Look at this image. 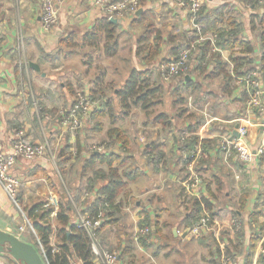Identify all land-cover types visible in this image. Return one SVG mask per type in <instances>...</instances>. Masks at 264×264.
Wrapping results in <instances>:
<instances>
[{"label":"crops","instance_id":"crops-1","mask_svg":"<svg viewBox=\"0 0 264 264\" xmlns=\"http://www.w3.org/2000/svg\"><path fill=\"white\" fill-rule=\"evenodd\" d=\"M57 1L58 25L51 31H45L42 26L40 0H0V142L7 152H11L13 139L18 132L23 131L25 139L29 142L49 144V150L43 158L33 162L20 159L11 170V174L22 181L19 198L25 213L27 214V211L36 205L44 207L55 201L57 206H51L48 210L49 220L55 225L61 199L51 185L54 180H48L46 174L52 173L59 178L57 165L64 161L63 154L67 153L68 147L75 155V145L82 146V141L76 140L72 135L85 129L76 133L65 127L61 129V126L55 125L53 119L49 117L55 104L62 102L65 106L71 107L75 101L77 86H80L83 90L82 94L90 99L92 89H99L101 86H105L106 89V86L110 84L112 90L106 89V93L111 106L107 107L105 113L113 117L111 118L112 128L91 129L95 134L106 130L109 138L108 146L100 152L93 153L107 157L117 156L113 168L123 178L125 188L116 200L115 205L119 208L112 215L108 228L104 231L105 237V232L109 228L113 229L109 237H106L109 241L111 236L113 243L109 244L107 241L108 243L101 244L97 238L99 247L102 250L109 247L120 252L117 264H127L126 257L132 256V251L136 249L133 233L138 227L140 228L144 218H147L152 225V233L156 238L150 242L157 244V248L154 249L149 243L143 246L144 249H138L140 250L138 253L142 254L141 259L145 260L142 264H211L209 237L212 236L218 241L221 250H224L229 241H235V234L241 229L248 242L264 225L262 202L264 156L259 153L262 128L256 126L249 128L245 141L253 154L250 163L244 164L234 154L228 158L225 157L219 147L220 141L223 138L235 139L237 127L241 124L238 120L246 115L249 99V93L237 83V79L233 76L235 67L230 60V50L219 46L217 51H213L211 40L213 34L195 38V33L200 32L204 27L197 26L191 15L177 6L176 0H140L142 12L139 15L127 17L122 23L117 24L118 54L115 57H106L103 53L94 56L95 50L90 48L85 37L91 33L96 22L103 18L108 19L97 6V0ZM200 1L204 17H210V21L211 16L216 17L222 14L226 21L234 19L236 24L241 26L242 31L238 38L254 46L252 57L254 63L247 65L245 70L258 73L264 91L262 61L264 24L261 25V22L264 23V0ZM151 19L154 21L153 38L156 35L162 37L161 55L149 67L153 74L152 82L157 85L169 83L161 77L160 67L176 59L175 54L179 47L186 48L189 43L192 45L200 41L197 45L199 46L206 40L211 41V48L206 54L203 66L199 64L201 54L196 51L190 62L188 73L180 78V88L177 90L171 88L172 91L180 93L183 90L187 94V97L184 95L181 97L185 99V102L180 105L185 106L187 112L180 120L182 125L178 128L176 127L178 125L173 126L167 133L164 127L154 126L151 121L149 123L145 112L139 108H132L129 112L123 113L115 96L124 87L133 70L145 71L147 68L139 61L137 48L139 40L152 26L151 22L147 24ZM220 27L227 32L232 31L228 25ZM69 37L74 38V47L71 50H67L62 44L63 40ZM126 37L131 40L129 57L121 60L120 56L124 50L123 38ZM91 54L93 63L88 66L85 64V56ZM214 55L227 65L229 73L227 77L217 73L219 62L217 58H213ZM118 59L128 62L129 66H120L118 62L117 65H113L118 67L108 70L107 65L112 66L110 63ZM31 65H37L40 71L38 72ZM91 72H94L93 75ZM185 78L191 81L192 86L189 90L183 85L182 81ZM53 102L55 103L52 104ZM167 103L173 112L179 107V105L176 107L175 100L167 101ZM98 107V111H102V107L100 105ZM109 109L111 113H108ZM114 110L115 115L112 113ZM137 110L146 119V125H144L148 127L147 123H149V126L154 129H135L137 124L132 121L130 126H127L129 129H125L127 131L125 133L118 124L119 119H127ZM249 116L252 123H256L259 115L253 112ZM198 123L197 131L193 133L195 130L193 129L191 132L189 127ZM115 130L123 133L126 138L124 143L119 141L115 134L113 137L109 135V132ZM140 130L142 136L138 138ZM154 130H157L156 134H153ZM56 131H63L66 134L65 138L56 139V142L58 140L59 142L55 144L53 141L49 142L47 138L53 139L52 135ZM184 135L189 136L187 141H192L195 137L199 140L198 144L189 142L188 150L201 151L196 161V171L205 183L202 196L209 201L213 211L210 230L198 237L193 234V228L190 227L188 217L190 199L185 198L186 191H184L187 172L186 156L182 150ZM56 147L58 149H55ZM73 162H76V158ZM64 167L68 170L69 165ZM80 168L81 165L75 170L76 176L81 173ZM124 168L132 176H134L133 172L137 173V178L135 180L124 178V174L119 173V169L124 171ZM100 169L109 173L104 166ZM86 185L85 182L83 189ZM226 187L233 193L232 198L229 193L225 197L230 204L217 210V195L223 193ZM95 195L93 194L92 200L97 198ZM122 195L127 196L125 200L121 199ZM138 198L142 201L137 200ZM82 199L79 202L80 210L74 203L76 215L74 222L77 225H79V213L84 212L81 206H84L83 203L87 198L83 196ZM218 211L223 212L219 215ZM52 212L56 215L51 216ZM231 212L234 213L231 215ZM237 219L241 226L238 232L234 230L235 227L232 224ZM21 224L19 213L13 208L0 187V232L13 235L32 246L42 257L41 250L34 241L35 239L38 241L37 236L29 229L34 240L27 233L28 230L20 233ZM103 224L104 220L101 226ZM250 224L253 232L249 229ZM51 241L55 243L57 240L53 236ZM263 243L264 234L256 249L254 264H258ZM192 247L193 251L186 253ZM127 251H130L129 255L125 254ZM180 257H183L184 263L178 259ZM0 264L23 263L15 259L7 248H0ZM235 264H244L242 255L238 254Z\"/></svg>","mask_w":264,"mask_h":264},{"label":"trees","instance_id":"trees-1","mask_svg":"<svg viewBox=\"0 0 264 264\" xmlns=\"http://www.w3.org/2000/svg\"><path fill=\"white\" fill-rule=\"evenodd\" d=\"M202 11L203 9L194 21L197 26H203L204 29L195 33V38L199 39L208 34L216 35L218 38L216 41V47H224L231 52L230 60L235 67L233 70V76L237 79L251 73L250 70L246 71L245 67L254 63L252 58L254 46L252 43L244 42L238 38L242 31L241 26L237 25L234 19H228L226 21L221 16L222 14H218L216 17L211 16L212 19L210 21V17H204ZM263 24L264 23L261 22V25ZM224 25L230 26L232 31L227 32L220 27ZM154 32L153 26H150L146 31V34L142 36L138 43L137 56L139 61L146 65V70H133L124 87L120 89L115 96L119 105L123 109V113L124 111L129 112L132 108H140L145 112L149 122L151 121L155 126L160 125L164 127V129H171L175 121L181 118L187 111L184 109L173 113L168 103L164 101V96L166 94L164 85H157L152 82L153 74L149 67L154 64L155 60L161 55L162 45V37L156 35L153 38ZM85 41L89 42L90 48L95 50L94 56L103 53L106 57H115L119 52L118 25L111 23L107 18H103L96 22L91 33L85 37ZM73 42L74 38L69 37L63 40L62 44L67 50H71V48L74 47ZM190 45L191 43L186 45V48ZM262 46L264 50V29L262 30ZM209 48H211L210 40H206L201 45L197 46V51L201 54V57H198L201 66H203ZM183 49H185V47L182 48V46L177 49L175 54L176 58L179 57ZM91 58H93L92 54L85 56L86 65H92L93 61ZM213 58H217V61L219 62L217 73L227 77V75H229L226 68L227 65L222 63L218 56L214 55ZM262 61L264 65V55ZM182 82L183 85H185V89L189 90L191 88V81H188L185 78ZM91 93L90 100L92 103L100 104L102 101L99 102V100L104 99L103 105L106 108L111 106L108 98L109 96L103 86L99 87V89H92ZM184 102V98L176 101V107L184 104ZM103 105L100 106L103 107ZM159 106H163L164 110L158 111L157 108ZM98 110L99 107H97V111L92 113L89 119L91 118V120L94 121L98 118L108 116L105 111ZM112 120L114 121V119ZM97 127L98 129H102L100 128L101 125H97ZM198 128L199 123L193 125V127H189L191 132L195 129L193 133H195ZM114 134L118 137L119 141L123 143L125 142L126 138L122 132L119 130L109 132V135L112 137ZM189 142L198 144L199 140L195 137L192 141H186L184 144L182 143V149L184 147H190L188 144ZM63 156H65L64 161L58 165L57 172L59 178L55 177L52 173H48V175L46 174L48 180H54V183L51 182V185L61 199L57 221L54 225V223L49 220L48 210L43 209L42 205H36L27 211V216L35 230L38 241L33 239V235L29 230L27 233L35 241L39 250L40 245L44 248L45 264H97L96 256L92 251V244L89 235L83 228L79 227V225L74 222V217L76 216L74 203L78 204L83 196L85 197L83 184L85 183L84 179L88 177V172L94 170L97 165H99L100 168L105 166L109 173L98 168V170L93 171L94 174L92 172V175L88 177L89 179L85 186L86 191L89 192L91 197L93 198V194H96L95 196H97V198L92 200L90 197L88 201L86 200L83 203L84 206L81 207L84 209V213H88L92 219H94L99 213L104 214V224L95 231V234L101 244H106L107 238L103 236L104 231L108 228V222L112 219V215L119 208V206L115 205L116 200L125 188L123 178L120 177L113 168L117 161V156L111 155L107 157L103 154L91 153L88 157L81 160V173L78 176L75 175L76 166L73 162L75 156L70 150V147H68L67 153L63 154ZM66 165H69L68 170L66 169L67 167H64ZM188 175L189 173L186 172L185 180ZM137 176V173L132 176L131 173L127 172L123 175V177L128 180H135ZM189 196L190 209L188 210V217L190 219L191 228H194L204 212L210 213L211 219H213L212 206L204 196ZM106 205H108L109 208H105ZM211 224L212 222L209 227ZM147 226L152 228V225L148 220H145L140 224L141 228ZM249 229L253 232L251 224L249 225ZM207 232L208 231H205L203 233ZM243 233L242 230L236 233L235 241H229L228 246H226L224 250H221L218 241L212 236L209 237L208 241L210 244L208 245V248L211 257L210 263L221 264L223 255H227L235 260L239 254L242 255L244 264H254V255L258 244L261 241L262 235L264 234V225L260 227L258 233H254L253 237L248 242H246ZM53 236L57 240L55 243L51 241ZM146 243L147 242H144V245H146ZM262 246L264 247V243ZM54 247H56L57 250H54ZM129 253L130 251H127L125 254L129 255ZM133 258L134 257L130 255L127 264H134ZM258 264H264V256L259 258Z\"/></svg>","mask_w":264,"mask_h":264},{"label":"built area","instance_id":"built-area-1","mask_svg":"<svg viewBox=\"0 0 264 264\" xmlns=\"http://www.w3.org/2000/svg\"><path fill=\"white\" fill-rule=\"evenodd\" d=\"M42 9V26L45 31H51L58 25L59 14L57 9V0H40ZM97 6L104 12L108 19H115L119 21L125 20L127 17L137 15L141 9L140 0H97ZM176 4L179 8L188 12L193 20L197 18L200 11L202 10V3L200 0H176ZM217 36L212 37L213 51H217L216 41ZM200 41L195 42L191 46L185 48L179 55L178 58L161 65L160 72L164 81L169 82L173 79H177L186 75L190 68V62L197 51V45ZM1 46V39H0ZM237 83L244 87L249 93V99L247 102V113L242 116L238 121L241 123L237 129V136L235 139L223 138L220 141L219 147L224 152L226 158L235 154L237 158L244 164L250 163L253 158L252 151L246 145V138L249 133V128L260 127L262 128L261 146L259 153L264 156V91L262 84L257 72H251L244 77L237 78ZM91 102L89 97L85 94L78 93L75 97V101L69 110H62L63 126L69 129L71 132H78L84 128L87 120L94 112L95 106ZM98 107V105L96 106ZM253 112L258 114L256 123H252L250 114ZM187 135L182 137V142L185 143L188 140ZM49 150V144H34L25 139V134L20 131L16 134L11 145V152H7L0 142V187L3 189L11 205L19 213L22 224L19 227L20 233H25L28 229L36 235L35 230L25 213L22 210V203L19 198L22 181L14 177L11 174L12 168L15 166L17 161L24 159L26 161H36L43 158ZM103 148H94L93 152H100ZM185 159L186 170L189 173L186 180L184 181V187L186 192L192 196L200 197L203 194V188L205 186L204 179L196 171V161L201 154V151H189L188 148L183 149ZM263 200H264V182H263ZM86 198L90 197L88 193L85 194ZM51 206H57L55 201L47 204L43 207L45 210H50ZM105 208H109L108 205ZM56 215L52 212L51 216ZM104 220V214L99 213L94 219L89 214L81 212L79 213V227L83 228L91 239L92 251L96 256L97 264H117L119 255L114 252L102 250L99 247L95 231L101 226ZM212 222L211 214L204 212L200 220L195 224L192 232L197 237L203 232L210 230V223ZM235 227V231H240V224L235 221L232 223ZM152 233L150 226L141 228L135 235V241L148 237ZM40 245V243H39ZM41 255L44 259L45 250L40 245ZM54 250H57L54 247ZM261 256H264V247L260 248ZM221 264H235V260L227 255H223Z\"/></svg>","mask_w":264,"mask_h":264},{"label":"rangeland","instance_id":"rangeland-1","mask_svg":"<svg viewBox=\"0 0 264 264\" xmlns=\"http://www.w3.org/2000/svg\"><path fill=\"white\" fill-rule=\"evenodd\" d=\"M152 19L153 20H155L154 18H153V16H152ZM151 19V21L149 20L148 21V23L147 24H149L150 22H151V25L153 26L154 25V21ZM164 24V23H163ZM154 27V26H153ZM130 43H131V40L129 39V38H123V47H124V50H123V52H122V54H121V56H120V59L121 60H123V58L124 57H129V50H130ZM119 61V59L118 60H115L114 62H111L110 63V65H112V66H109V65H107V67H108V70L110 69V70H114L116 67H118V66H113V65H117V63L119 62V65L120 66H125V67H128L129 66V63L128 62H123V61ZM93 73L94 72H91V75H93ZM162 77V76H161ZM180 78L181 77H179V78H177V79H173V80H171V81H169V83L168 84H164V88H165V92H166V94H165V96H164V101L165 102H172V101H179L180 99H181V97H183V95H184V97H187V94H185V92L182 90L180 93H179V91H177V92H175V90H177V89H179L180 88V86H179V83H180ZM105 87V86H104ZM171 88H174L175 90L174 91H172L171 90ZM106 89L107 90H109V91H111L112 90V87H111V85L110 84H108L107 86H106ZM83 92V90H82V88L80 87V86H77V90H76V93L78 94V93H82ZM75 93V95H77ZM109 95H111V94H109ZM61 98V97H60ZM102 102H104V101H102ZM102 102H100V104H97L98 106L99 105H103V103ZM55 102H53L52 104H54ZM96 105V106H97ZM95 106V109H94V112L93 113H95V111H97V107ZM168 106V105H167ZM70 109V107H68V106H65V104H63L62 102H59V103H56L55 104V106H54V109H52V113H50L49 114V117L50 118H52L53 119V123L56 125V124H58V125H60L61 127V129H63L64 128V126H63V120H62V114H61V111L63 110H69ZM107 108L105 107V106H103L102 107V111H105ZM117 109V108H116ZM134 109V108H133ZM140 109V108H139ZM138 109V110H139ZM185 109V106L184 107H182V106H180L179 105V107L173 112V113H176L178 110H184ZM136 110V109H135ZM136 111V112H134V114H132L133 116H131V117H129V118H127V119H123V120H121V119H119V126H120V128L121 129H123V131L125 132V133H127V131L125 130V129H129V127H127V126H130V124H131V122L133 121V122H135L136 124H137V126H136V128L135 129H154L152 126H149V123H147V125H148V127L147 126H145L146 125V119L142 116V114L139 112V111ZM141 110V109H140ZM157 110L158 111H162V110H164V107L163 106H159L158 108H157ZM186 110V109H185ZM108 113H111V109H109L108 110ZM114 115H115V110H114V112H112ZM39 114H40V117H42V113H41V111H39ZM184 116L186 115L185 113L183 114ZM184 116H182L181 118H179L177 121H175V123L173 124V126H176V125H178V126H176L177 128L179 127V126H181L182 124L180 123V120L184 117ZM111 118H113L110 114H109V116L108 117H106V118H104V119H98V120H94V121H92L91 120V118L90 119H88L87 120V122H86V124H85V126H84V128H82V129H85V130H82V131H80V132H78L77 134H74V135H72L76 140H78V139H80L81 141H82V146H81V144H80V146H78V144H76L75 145V147H74V149H75V158H76V162H75V166H76V169H78V167H79V165H80V163H81V160L82 159H84L85 157H88L91 153H93V151H94V148H100V147H102L103 149L106 147L107 148V146H108V140H109V138H108V135H107V131L105 130L104 132H102V133H97V134H95V133H92V130L91 129H98V127H97V125H101V127H102V129H111L112 128V126H111ZM145 124V125H144ZM154 125V124H153ZM133 125H131V127H132ZM155 126V125H154ZM95 127V128H94ZM100 127V128H101ZM173 128V127H172ZM65 129V128H64ZM180 129V128H179ZM157 130H154L153 131V134H156L157 132H156ZM164 131H166V133L168 132V129H165ZM65 134L66 133H64L63 131H56L53 135H52V138L53 139H51V138H47V140L49 141V142H51V141H53L55 144L56 143H58L59 142V140H58V142H56V139H59V137H61V139H63V138H65ZM142 136V132H141V130H140V133H138V135H137V137L138 138H140ZM48 137V136H47ZM76 143V142H75ZM55 149H58L57 147L55 148ZM82 151V152H81ZM52 152H53V150H52ZM235 155V154H234ZM59 165V164H58ZM57 165V166H58ZM105 167V166H104ZM58 168V167H57ZM99 168V165H97L96 167H95V169L94 170H90L88 173V177H90L91 175H92V172L93 171H95L96 169H98ZM126 168V167H125ZM124 168V171H123V169H119V173H123V174H125L126 173V171H127V169H125ZM105 169H106V167H105ZM134 174H135V172H133ZM93 174H94V172H93ZM133 174V175H134ZM88 177H86L85 178V182L87 183V181H88ZM86 188V187H85ZM227 188V187H226ZM85 190V193H84V195L86 194V193H88L89 194V192L88 191H86V189H84ZM230 194L231 195V198H232V196H233V193H232V190L230 189H225V190H223V193H220V194H218L217 195V206H216V209L217 210H221L222 208H223V206H225V205H227V204H230V203H227V201H226V199H225V197L227 196V194ZM90 195V194H89ZM190 194L188 193V192H186V194H185V198L187 199V198H190V196H189ZM90 197H91V195H90ZM125 197H127L126 195H122V197H121V199L122 200H125ZM85 198H86V196H85ZM92 198V197H91ZM90 198H87L86 200L88 201ZM83 200V199H82ZM85 200V201H86ZM137 200H139V201H142L140 198H138ZM262 202H263V207H264V200L262 199ZM80 203H76L75 205L77 206V208L80 210V205H79ZM24 208H22V210H23ZM215 209V210H216ZM23 211H25V210H23ZM219 212V215H220V213H222V212H220V211H218ZM234 213V212H233ZM232 212H231V215L233 214ZM235 213H236V211H235ZM235 220H236V218H234ZM144 221L145 220H147V218H144L143 219ZM143 220H141V221H143ZM237 224H238V219H237V221H235ZM139 229H141V227L139 228L138 227V229L136 230V232H134L133 233V242H134V245H135V247H136V249H135V251H136V253H135V251L133 250L132 251V256L134 257L133 259H134V264H142V262H144L145 260H143V259H141V256H142V254H140V253H138V252H140V250H138V249H144V242H147L146 244L148 245L149 243V245H151V247H153L154 249H156L157 248V244L156 245H154L152 242H150V241H152L154 238H156V236H154V234L153 233H150V235L148 236V237H144L143 239H141V240H139L138 242H136L135 241V235H136V233H137V231L139 230ZM235 230V229H234ZM242 230V229H241ZM113 231V229L112 228H109L108 229V231H106L105 232V237H109V235L111 234V232ZM153 235V236H152ZM103 236H104V234H103ZM113 239L111 238V236H110V238H109V244H111V243H113V241H112ZM107 242V243H108ZM105 248V247H104ZM150 248V247H149ZM154 249H150V250H154ZM105 250L106 251H110V252H114V253H117L119 256H120V252H117V251H115V250H113L112 251V249H110L109 247L107 248H105ZM191 251H193V247L191 248V249H189L188 250V252H186V253H189V252H191ZM136 255H135V254ZM183 257H180V258H178V259H180L181 260V262L182 263H184V260L182 259ZM126 259H129V257H126ZM125 259V260H126ZM128 262V261H127ZM185 264V263H184Z\"/></svg>","mask_w":264,"mask_h":264},{"label":"water","instance_id":"water-1","mask_svg":"<svg viewBox=\"0 0 264 264\" xmlns=\"http://www.w3.org/2000/svg\"><path fill=\"white\" fill-rule=\"evenodd\" d=\"M141 12L140 9L137 15ZM110 22L115 25L122 23V21L115 19H111ZM31 67L35 68L38 72L40 71L37 65H31ZM0 248H7L11 255L23 264H45L42 257L32 246L25 244L13 235L0 232Z\"/></svg>","mask_w":264,"mask_h":264}]
</instances>
